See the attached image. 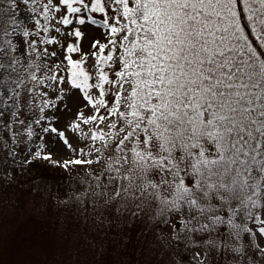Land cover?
<instances>
[{
	"label": "snow or ice",
	"instance_id": "1",
	"mask_svg": "<svg viewBox=\"0 0 264 264\" xmlns=\"http://www.w3.org/2000/svg\"><path fill=\"white\" fill-rule=\"evenodd\" d=\"M18 176L62 221L150 232L152 264H264V0H0Z\"/></svg>",
	"mask_w": 264,
	"mask_h": 264
},
{
	"label": "trees",
	"instance_id": "2",
	"mask_svg": "<svg viewBox=\"0 0 264 264\" xmlns=\"http://www.w3.org/2000/svg\"><path fill=\"white\" fill-rule=\"evenodd\" d=\"M24 179L25 177L18 176L16 181L5 182L0 177V264H19L17 262L20 256L21 259L26 256L31 258L34 247L38 244L36 241L45 237L51 228L59 223H69L86 236V231H90L93 226H102L104 236H107V226L95 220L84 222L69 218L66 222L62 221L60 219L62 210L56 209L50 202L45 206V201L40 195L27 190L23 184ZM117 230L115 228L111 230L112 241L108 248H105V238L104 242L96 243L93 254L96 260L92 264H118L120 257L115 256L113 252ZM125 230L126 243L132 242L130 261L127 264L135 263L139 251L144 257L142 264H152L153 257L148 245L153 239L152 234L149 232L145 235L140 226ZM146 246L148 251L144 253Z\"/></svg>",
	"mask_w": 264,
	"mask_h": 264
},
{
	"label": "rangeland",
	"instance_id": "3",
	"mask_svg": "<svg viewBox=\"0 0 264 264\" xmlns=\"http://www.w3.org/2000/svg\"><path fill=\"white\" fill-rule=\"evenodd\" d=\"M107 226V236H104V228L102 226H93L91 230H87V236L78 231L73 225L56 224L51 231L45 236L55 237L57 243L51 247H42L37 244L34 247L32 257H25L21 259V256L17 263L19 264H92L95 259V247L96 243L106 239L105 248L111 243V230ZM66 232V237L62 238L61 232ZM115 244L113 252L115 256L120 257L118 264H127L130 261V252L132 250V242L126 243V230L120 228L115 231ZM109 234V236H108ZM66 239V243L64 240ZM150 243V242H149ZM148 243V245H149ZM100 244V243H99ZM102 246V243H101ZM146 253L148 246L144 247ZM117 259H115L116 262ZM144 260L141 252H138L137 260L134 264H142ZM130 264V263H128Z\"/></svg>",
	"mask_w": 264,
	"mask_h": 264
}]
</instances>
